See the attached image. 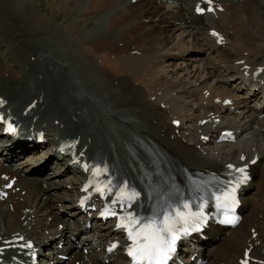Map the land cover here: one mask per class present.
I'll return each instance as SVG.
<instances>
[{"label": "bare ground", "instance_id": "1", "mask_svg": "<svg viewBox=\"0 0 264 264\" xmlns=\"http://www.w3.org/2000/svg\"><path fill=\"white\" fill-rule=\"evenodd\" d=\"M23 1H26L24 6ZM222 1L225 9L220 12L219 18L204 19L203 16L193 12L195 0H171L170 2L168 0L159 2L158 0H135L134 2L131 0H88L86 1L88 10L80 12L75 21L67 23L64 26L65 30H60L46 20V12L42 13L34 8L32 1L0 0V26L11 27L12 32L20 35L19 40H13L17 41L16 44L20 42L22 44L23 41L28 42L29 35L35 37V41L40 39L38 33L43 29L48 38H41L42 41H40L43 43L47 40L48 44H43V46H49L48 50H55L56 47H60V44L70 48L64 59L69 57L72 60V65H70L73 71L72 77L82 78V85L96 92L97 97H107L111 94V90L115 89L111 99L117 94L121 104L114 103L115 106L112 101L111 104L112 107L119 109L118 116H115L116 120L112 123L111 116L104 115L101 122L108 127V131L115 128L118 139H123V143H129L130 148H127V145L124 146V154H139L138 151L144 149L143 143L152 149L155 139L171 149L176 158L194 165H222L232 158H238L241 153H247L248 158L255 152L259 154V159L251 166V172L259 176L258 187L254 190L258 193V199L250 201L242 196L243 202L240 207L243 218L229 231L210 227L208 233L212 249L208 252L205 251L204 246L206 241L198 239V244L202 245L200 252L208 258L207 264L235 262L242 255L243 247L248 243H253L252 251L256 256L264 258V114L262 118L257 116L260 112H264V103L260 99L261 94L254 88L256 83L244 73L246 70L251 71L257 64H264V0ZM81 2L82 0H76L71 7L74 8ZM112 6H117V8L112 13L110 12L108 21L106 20L107 22L103 25H97L93 33L87 34L85 27L90 24V18L100 19ZM43 15L46 17L44 18ZM64 17L69 19V16ZM81 21H83L82 24H80ZM212 27L223 32L226 38L224 44H217L215 37L208 32ZM241 27L246 28L244 33ZM164 31L170 32V37H176L171 40L176 45V49L174 45V47L168 46V52L161 51L163 43L160 40H170L166 34L162 36ZM176 31L178 32L175 35ZM185 31L187 41L182 37ZM55 51L64 52L61 49ZM191 51H194L193 54L200 58L190 67L183 62L184 57ZM244 51H246L245 54ZM39 52L29 53L41 56ZM112 55L114 56L111 57ZM165 56L170 60L181 59L179 70L167 69L163 64L165 61H161L165 71L160 68L161 66H155L156 62L163 60ZM98 57L101 62L95 65V59ZM242 58L245 60L239 62ZM245 64H249L250 68H246ZM7 66L5 62H0V87L3 89L8 87L7 97H9L17 95L24 88V82L21 80L11 84L5 82L7 76L3 75V72L10 73L6 69ZM195 67L197 72H189ZM165 72L167 74L171 72V76L174 73L175 78L178 77L173 82L169 81ZM144 74L146 77H143ZM111 76L113 80L117 78V84L114 85L110 81ZM133 83H137L138 86L134 87ZM203 89L209 90L210 93L205 95ZM39 91L28 92L26 96L35 97L37 101L40 97L37 94ZM152 95L154 99L149 100L148 96L150 98ZM226 96L232 97L233 109H240L243 118L238 120L228 118V121L221 118L215 128L219 130L223 126H233L238 138L232 143L216 144L211 141L203 143L196 134V129L202 127L205 131H211L214 127L212 122L199 125L197 119L208 116L211 110L220 113L221 117L224 116L222 112H230L231 105L222 104ZM215 97H221V101L216 103ZM251 100H255V103L248 106ZM256 101L259 103L256 104ZM41 102L40 98L37 103ZM93 102L101 104L100 100ZM158 102H163L165 107L157 106ZM24 104H26L25 100L22 102V105ZM16 109L17 107L15 111ZM77 109L80 107H74L72 114L79 117ZM33 114L34 111L30 115L26 114L25 118L28 124L37 126L38 119L33 121L31 119ZM174 117H179L182 121L180 131L185 141H182L181 137L171 139L168 135V130H172V125H168L167 122L168 119ZM162 130L164 133H161ZM152 137L155 139L153 140ZM84 143L88 148L102 147V143L92 132L81 133L80 145ZM196 143H201L199 148L202 149L197 148ZM120 144L119 148L122 145ZM115 152L120 153L119 150ZM10 153L0 154L6 159ZM28 153L26 154L29 155L28 159L35 157L33 149H30ZM50 153L53 154L49 149L46 157H50ZM144 154L147 159L150 153L144 149ZM135 160L137 162L136 158ZM19 162H21L20 159ZM21 167L20 169L26 172V176L22 177L14 170L11 173L18 174L17 181L27 193L21 200L14 199V193H10L7 201L13 205L12 211L3 208L0 201V234L9 236L8 233L12 230L25 231L27 234L34 235L36 242L39 243L43 239L35 234L37 232L35 221L26 216H30L31 212H38L41 216L51 214L53 205L50 204L48 195L46 196L45 189L47 188L36 185L34 179L27 175L35 173L36 167L30 162ZM67 169L77 172L76 166L66 165L64 170ZM1 170L7 171L8 169L3 167ZM33 184L36 186L29 191ZM36 191L38 195L35 194ZM47 193L49 194V191ZM57 197L69 201L65 205H73L68 196L60 194ZM24 206L32 210L25 211ZM76 210H72V213ZM54 216L56 215L53 214V218ZM37 221L45 227L52 225V222L45 220ZM251 226H254V230L257 231L256 237L251 236ZM76 228H79V224ZM49 229L53 232L64 231L63 229L58 230L55 224ZM215 235L219 238L216 239ZM50 241V238L45 240V242ZM195 250V248L188 249L190 253ZM101 261L98 259L96 263L101 264ZM81 264H88V261L82 258Z\"/></svg>", "mask_w": 264, "mask_h": 264}, {"label": "rangeland", "instance_id": "2", "mask_svg": "<svg viewBox=\"0 0 264 264\" xmlns=\"http://www.w3.org/2000/svg\"><path fill=\"white\" fill-rule=\"evenodd\" d=\"M36 1H38L40 4H37V2ZM61 1V2H60ZM66 1V2H65ZM74 1H76V0H32V2H33V5H34V8H37L40 12H46L47 14V17H46V20L49 22V23H51V24H54V25H56L60 30H65V25L67 24V23H69V22H73V21H75L76 19V17H78L79 16V14H80V12H82V11H84V10H88V6H87V4H86V1H88V0H82V2L81 3H78V5L76 6V7H74V8H72L71 6H73V2ZM85 1V2H84ZM234 2H236V1H234ZM25 3H26V1H23L22 2V5L24 6L25 5ZM86 4V5H85ZM83 5V6H82ZM85 5V6H84ZM70 9H68V8ZM78 7H80V9L78 8ZM116 8H117V6H115ZM67 8V9H66ZM75 11V12H74ZM114 11V8H113V6L111 7V8H109V10H107V12L106 13H104L103 14V17H101L102 19L101 20H103V22H107L108 21V18H109V16L111 15V13ZM111 12V13H110ZM72 14V15H71ZM64 16H69V19H66ZM74 16V17H73ZM44 18H45V16H43ZM107 18V19H106ZM107 20V21H106ZM96 22V21H95ZM62 23V24H61ZM80 24H82L81 22H80ZM90 25V24H89ZM95 25V24H94ZM86 26H88V25H86ZM62 27V28H61ZM91 28V26H89V29ZM95 29V28H94ZM44 32V33H43ZM94 32V31H93ZM93 32H91V33H93ZM11 33H13V34H11ZM39 36L41 37V38H47L48 36L46 35V32L42 29L41 31H39ZM88 34H90L89 32H88ZM167 35L168 36V39H170V40H160L162 43H163V49L161 50V51H166V52H168V46L170 45L168 42H170L172 39H175V38H172V37H170V32H165L164 31V33H162V36H164V35ZM175 35L177 34V32L176 33H174ZM13 35V36H12ZM85 35V34H84ZM16 37V38H15ZM31 37V38H30ZM6 38V39H5ZM19 38H20V35H18V33L16 32V34H15V32H12L11 31V27H7V26H5V25H1L0 26V52L1 51H3L4 52V54H5V52H6V54H7V57H6V59L10 62V63H14V67H11V69H13V70H15V68L17 67V69L18 70H20V69H22L21 68V66L22 65H29L30 63L29 62H27L26 61V59L25 58H27V56H28V52H26V54L25 53H23V50H22V48H21V46L22 45H24V46H22V47H25L26 46V48H34V42H35V44H36V48H35V51H30V52H41V51H43V52H47L48 54H50V53H52L53 54V52H55V55H57L58 56V58L60 59V60H66L67 62H68V65H69V67H68V70H67V72L69 73V75H70V78H73L72 77V74H73V71H72V69H71V67H70V65H72V60H71V58H69V57H67L66 59H64L65 57V54H66V52L68 51V50H63L64 52H60V53H57L55 50H48V47H45V45L43 46V44H48L47 43V40L45 41V42H43V43H41V38L40 39H38V40H36L35 41V37H32L31 35H29L28 36V38H29V41L28 42H26V41H23L22 42V44H21V42L20 43H18V44H15L14 42H17L16 40L15 41H13L14 39H18L19 40ZM3 39V40H2ZM11 39H12V41H11ZM41 40V41H40ZM67 40H69V41H71V39H67ZM10 41V42H9ZM187 41V40H186ZM185 41V43H187ZM10 43H11V45H10ZM13 43H14V45H13ZM175 45V44H174ZM174 45H173V47H174ZM47 46V45H46ZM19 47V48H18ZM165 47H167L166 49H165ZM44 49V50H43ZM175 49H176V45H175ZM20 50V51H19ZM47 50V51H46ZM62 50V49H61ZM14 51H15V53L17 54V57L16 56H13V54H14ZM50 51H53V52H50ZM22 53V54H21ZM20 55V57H19V55ZM191 55H189V56H194L192 53H190ZM23 55V56H22ZM30 55H32V54H30ZM39 57V56H36V55H34V60L36 59L37 60V58ZM22 60V61H21ZM71 60V61H70ZM194 60H196V59H191V58H187L186 59V61L185 62H187L188 64H190L192 61H194ZM13 61V62H12ZM21 61V62H20ZM161 61H165L163 64L165 65V67H167V65H169V67H167V69H170V68H173V69H176V70H179V68H178V66L180 65V64H177L176 66H175V64L174 63H176L174 60H170V59H168L167 60V57L165 56L164 58H163V60H160V61H157L156 62V64H155V66L156 65H158V66H161L160 68H162V69H164V65L163 64H161ZM176 61H178L179 62V60H176ZM165 63H168L167 65L165 64ZM94 64H95V62H94ZM31 65V64H30ZM36 66H40V62H36ZM163 66V67H162ZM8 67H10V65H8L7 67H6V69H8L9 70V68ZM62 67H67V63L64 61V66H62ZM185 68H188V67H185ZM18 70H17V73H18ZM70 70H71V72H70ZM3 71H5V68H3ZM53 71H57V69H55V70H53ZM164 71H165V69H164ZM184 71H185V69H184ZM189 71V70H188ZM193 71H195V72H197V69H196V67L195 68H193V70H191V71H189V72H193ZM9 72H10V70H9ZM14 72H16V70L14 71ZM51 71H49V73H50ZM8 73V72H7ZM26 73H28V72H26ZM171 72H169V74H167V72H165V74H166V76H168V79H169V81H174V80H176L177 79V77L175 78V75L174 74H172V76H171V74H170ZM182 73V72H181ZM184 73V72H183ZM8 74H10L11 75V72L10 73H8ZM19 75H20V73H18ZM66 73H63V69H60V70H58L57 72H55L53 75H45V78L47 79V80H49V81H53V83H47V90H48V92H49V95H50V97H53V95L55 94V92H54V89H55V91H56V93H57V100H56V104H58L57 106H58V108H59V110L60 111H62L63 113H64V111H63V104H60V101H62V97H63V95H64V93H65V91H66V87L69 89V83H68V80L66 79V75H65ZM13 75H15V73H13ZM113 75V74H112ZM174 75V76H173ZM115 77H117V75L115 76ZM143 77H146V75L144 74L143 75ZM78 80H80L81 82H82V78H79V77H76ZM172 78V79H171ZM111 79H113L112 78V76H111ZM117 79V78H116ZM115 79V80H116ZM27 80L29 81V83H31V85L32 86H35V84H37V82L35 81V75H34V73L32 72V73H30V76H27ZM115 80H113V81H115ZM133 84H135L134 85V87H137L138 86V84L137 83H133ZM170 84H172V83H170ZM134 87H132L133 89H135ZM89 91H91L90 89H89ZM33 92V91H32ZM52 92V93H51ZM26 93V92H25ZM25 93H23V95L25 94ZM93 93L96 95V92H94L93 91ZM31 98V97H30ZM101 98V97H100ZM103 98V97H102ZM61 99V100H60ZM119 99V100H118ZM111 101H112V103H113V105H115L114 103H118L117 105H119V104H121V102H120V98L117 96V94H115L114 96H113V98L111 99ZM53 105V104H52ZM152 105V104H151ZM116 106V105H115ZM64 107H65V109H67V107H68V104H65L64 105ZM39 160V162H41L42 160H43V158H42V156H40L39 158H38ZM49 167H51V168H46V175H48L49 177H50V179H56L55 177H53V176H51L52 174V170H56V173H58L57 171H58V169H55L56 167H54V160H52V159H50V165H49ZM65 174H57L56 176H58V179H59V177H62V176H64ZM71 177V176H70ZM258 176L257 175H255L254 176V182H253V184L251 185V187L249 188V190L246 192V194H245V198H247V199H249V200H256L257 198H258V193H256V192H254V190L257 188V186H258ZM43 179H44V177H43ZM48 190V189H47ZM46 189H45V193H46V196L48 195V191H47ZM47 191V192H46ZM69 191V190H68ZM70 192V191H69ZM37 193V194H36ZM50 193V192H49ZM35 194L36 195H38V192L36 191L35 192ZM63 195V194H62ZM257 195V196H256ZM64 197V196H63ZM53 205V204H52ZM38 220H41V219H38ZM1 221V220H0ZM105 230V229H104ZM93 253H92V257H91V259H90V261H89V264H94L95 263V260H97V259H99L101 256H99V249L96 247V249H94L93 251H92ZM121 261H122V259H121V257L117 254V255H114L113 256V258H112V260L109 262V263H102V264H121ZM94 262V263H93Z\"/></svg>", "mask_w": 264, "mask_h": 264}, {"label": "snow or ice", "instance_id": "3", "mask_svg": "<svg viewBox=\"0 0 264 264\" xmlns=\"http://www.w3.org/2000/svg\"><path fill=\"white\" fill-rule=\"evenodd\" d=\"M126 188V184L119 188V198L127 201L134 200L138 193L135 191H132L131 193L126 192ZM97 191L103 192L104 189L98 188ZM108 191L111 192V188H109ZM217 199H219V197ZM183 207L188 208L189 205L184 204ZM174 211V216L163 215L159 221V225H157L156 220L152 217L133 218L132 213H129L127 217L120 218V222L117 224V227L127 230V236L133 242L132 246L128 249V255L132 257L134 261H147L148 264H166L168 253L173 250L175 241L178 239V236L174 231L175 225L179 222H183L184 224L188 223V216H186L183 211L178 209H175ZM103 214L107 215L108 213L105 212ZM111 214L116 215L115 212H112ZM189 215L198 214L190 213ZM224 222L234 223L235 219L225 217ZM138 224L140 227L133 231L135 226ZM181 230L186 231L187 229L185 228ZM141 238L144 240L143 243H141ZM114 246L115 245H113V247Z\"/></svg>", "mask_w": 264, "mask_h": 264}]
</instances>
